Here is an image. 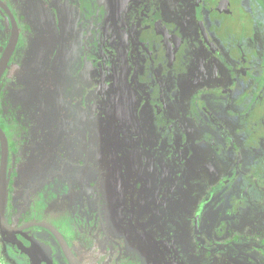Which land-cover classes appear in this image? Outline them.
Returning <instances> with one entry per match:
<instances>
[{
    "label": "flooded vegetation",
    "instance_id": "obj_1",
    "mask_svg": "<svg viewBox=\"0 0 264 264\" xmlns=\"http://www.w3.org/2000/svg\"><path fill=\"white\" fill-rule=\"evenodd\" d=\"M140 1L120 31L90 0H0L10 264H264V27L197 47L180 81L133 49Z\"/></svg>",
    "mask_w": 264,
    "mask_h": 264
},
{
    "label": "rangeland",
    "instance_id": "obj_2",
    "mask_svg": "<svg viewBox=\"0 0 264 264\" xmlns=\"http://www.w3.org/2000/svg\"><path fill=\"white\" fill-rule=\"evenodd\" d=\"M135 1L136 3L141 2L140 0H90L89 5L93 3L94 8L88 9V12L89 14L93 13L92 11L98 6L100 22L103 17L109 14L111 15L109 17L111 23L114 21L112 26L120 30L121 15L125 11H129L130 6ZM257 4L256 12L252 16L248 8L246 9L241 5L240 0H195L191 2L185 0H152L150 2L151 15L149 14L151 20L148 21L149 24L142 26V36L138 43H134L133 49L140 52L143 58L145 56L148 58V70H151L153 66L151 56L155 54L158 65L167 64L168 67H177L176 75L180 77L178 78L180 81H183L186 78L192 51L197 47L213 48L215 46L213 40L222 46H227L229 44L228 37L241 38L245 32H255L257 36L259 35L260 29L262 26L264 27V20L254 18L264 17V0H260ZM191 13H196L198 17L204 20L196 25L194 34H191L192 28H190V33L183 34L182 27H185L187 15ZM90 19L94 20L95 16ZM188 36L189 41L187 40ZM199 49L203 48L200 47ZM188 54L189 56H187ZM137 68L138 66H133L134 71ZM206 96L210 101L217 99L209 93ZM260 109L262 110L260 104L255 106L257 112ZM200 112L206 115L210 121V116L205 107ZM255 122L264 126L263 118L256 119ZM191 197H195L193 192H191ZM183 198V201L190 199L185 198V195ZM0 264L10 263L5 261L0 254Z\"/></svg>",
    "mask_w": 264,
    "mask_h": 264
},
{
    "label": "water",
    "instance_id": "obj_3",
    "mask_svg": "<svg viewBox=\"0 0 264 264\" xmlns=\"http://www.w3.org/2000/svg\"><path fill=\"white\" fill-rule=\"evenodd\" d=\"M14 44L15 43L11 42L9 44L8 48L3 53V57H2V59L0 61V75L3 72V70L5 69V66H6L5 63L7 61L8 56L10 55V52L12 51V49L14 47ZM0 141H1V161H0V231L3 233V231H5L6 228H7L3 224V212H4L5 196H6L7 147H6V141H5L4 136H3V134L1 132H0ZM40 226H43V227H46L47 229H49L50 232H52L57 237V239L61 243V245H63L62 244V240L59 238L60 236L58 234H56L54 232V230H52L50 227H48L46 225H40ZM63 249H64V246H63ZM66 255H67L66 257L70 258V256L68 254H66Z\"/></svg>",
    "mask_w": 264,
    "mask_h": 264
}]
</instances>
